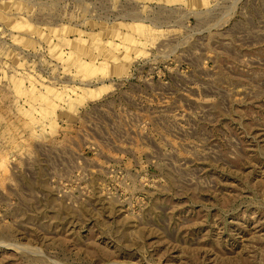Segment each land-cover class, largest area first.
<instances>
[{
	"label": "rangeland",
	"instance_id": "rangeland-1",
	"mask_svg": "<svg viewBox=\"0 0 264 264\" xmlns=\"http://www.w3.org/2000/svg\"><path fill=\"white\" fill-rule=\"evenodd\" d=\"M0 264H264V0H0Z\"/></svg>",
	"mask_w": 264,
	"mask_h": 264
},
{
	"label": "bare ground",
	"instance_id": "bare-ground-1",
	"mask_svg": "<svg viewBox=\"0 0 264 264\" xmlns=\"http://www.w3.org/2000/svg\"><path fill=\"white\" fill-rule=\"evenodd\" d=\"M92 95V94H91ZM97 96V95H96Z\"/></svg>",
	"mask_w": 264,
	"mask_h": 264
}]
</instances>
